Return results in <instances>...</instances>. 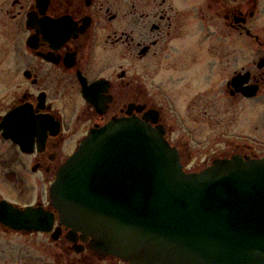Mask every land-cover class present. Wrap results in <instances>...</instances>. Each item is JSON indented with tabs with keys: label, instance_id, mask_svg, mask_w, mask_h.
I'll return each instance as SVG.
<instances>
[{
	"label": "flooded vegetation",
	"instance_id": "obj_1",
	"mask_svg": "<svg viewBox=\"0 0 264 264\" xmlns=\"http://www.w3.org/2000/svg\"><path fill=\"white\" fill-rule=\"evenodd\" d=\"M262 10L264 0H0V202L52 218L45 230L0 223V264H130L63 225L51 197L68 160L114 120L163 132L187 174L264 161Z\"/></svg>",
	"mask_w": 264,
	"mask_h": 264
},
{
	"label": "water",
	"instance_id": "obj_2",
	"mask_svg": "<svg viewBox=\"0 0 264 264\" xmlns=\"http://www.w3.org/2000/svg\"><path fill=\"white\" fill-rule=\"evenodd\" d=\"M61 223L130 264H264V161L186 174L164 134L137 119L94 131L51 189ZM0 202V223L45 230Z\"/></svg>",
	"mask_w": 264,
	"mask_h": 264
},
{
	"label": "rangeland",
	"instance_id": "obj_3",
	"mask_svg": "<svg viewBox=\"0 0 264 264\" xmlns=\"http://www.w3.org/2000/svg\"><path fill=\"white\" fill-rule=\"evenodd\" d=\"M255 23H258V28L257 29L260 32L262 30V28L264 27V11L263 10H262L261 16H259V20L258 21L256 20ZM240 49H246V48L244 46H241L240 45ZM197 156H198L197 160L198 161H201V162H203L204 161V158H206L205 157L206 156L205 154H198ZM197 160L194 162V164L197 162Z\"/></svg>",
	"mask_w": 264,
	"mask_h": 264
}]
</instances>
